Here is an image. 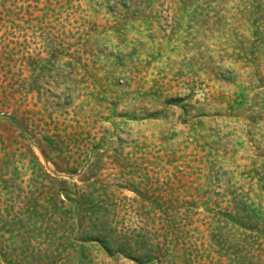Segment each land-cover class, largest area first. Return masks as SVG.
Segmentation results:
<instances>
[{
  "label": "rangeland",
  "instance_id": "obj_1",
  "mask_svg": "<svg viewBox=\"0 0 264 264\" xmlns=\"http://www.w3.org/2000/svg\"><path fill=\"white\" fill-rule=\"evenodd\" d=\"M0 264H264V0H0Z\"/></svg>",
  "mask_w": 264,
  "mask_h": 264
}]
</instances>
